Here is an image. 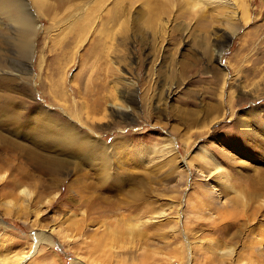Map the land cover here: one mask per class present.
Masks as SVG:
<instances>
[{
    "label": "rangeland",
    "instance_id": "rangeland-1",
    "mask_svg": "<svg viewBox=\"0 0 264 264\" xmlns=\"http://www.w3.org/2000/svg\"><path fill=\"white\" fill-rule=\"evenodd\" d=\"M0 264H264V0H0Z\"/></svg>",
    "mask_w": 264,
    "mask_h": 264
},
{
    "label": "bare ground",
    "instance_id": "bare-ground-1",
    "mask_svg": "<svg viewBox=\"0 0 264 264\" xmlns=\"http://www.w3.org/2000/svg\"><path fill=\"white\" fill-rule=\"evenodd\" d=\"M40 239H41V240H40ZM36 241H37V243H36V245H35V248H34L33 252H35L36 248H38V245H39L40 241L47 242V239H46L45 237L42 236V238H39V239H37ZM48 242L50 243V241H48Z\"/></svg>",
    "mask_w": 264,
    "mask_h": 264
}]
</instances>
